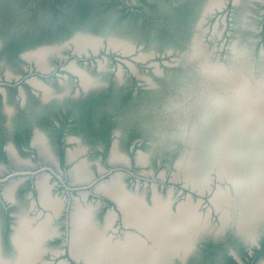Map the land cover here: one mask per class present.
<instances>
[{"label": "flooded vegetation", "instance_id": "flooded-vegetation-1", "mask_svg": "<svg viewBox=\"0 0 264 264\" xmlns=\"http://www.w3.org/2000/svg\"><path fill=\"white\" fill-rule=\"evenodd\" d=\"M59 1L65 6L49 21L39 8L49 0H0V258L16 257L19 221L20 234H49L33 264H83L71 237L92 227L111 243L127 234L150 243L139 217L163 201L172 216L191 203L206 223L194 244L182 248L178 238L168 264H264V218L251 234L221 226L212 203L220 185L201 190L174 175L183 145L172 133L171 85L187 70L192 36L202 32L195 23L210 2L209 11L223 3L230 32L241 30L233 0H119L124 13L152 19L139 26L138 43L121 40L126 48L69 40L77 30L113 35L109 17L95 0Z\"/></svg>", "mask_w": 264, "mask_h": 264}, {"label": "bare ground", "instance_id": "bare-ground-1", "mask_svg": "<svg viewBox=\"0 0 264 264\" xmlns=\"http://www.w3.org/2000/svg\"><path fill=\"white\" fill-rule=\"evenodd\" d=\"M217 3L218 0H213V5ZM211 4L212 2L206 6L204 13L209 11ZM201 36L197 32L193 34V48L190 49V54L189 51L186 54L189 60L196 62L198 73L203 74V70H208L214 75L210 74V80L209 77L205 78V88L181 112L185 114L187 122L190 120V132L188 135L182 129L175 132L184 134L181 138L188 142L190 149L177 162L174 175L177 177L181 174L180 178L185 183L201 189L207 182L209 170L215 169L218 177L229 181L231 185L217 188L212 198L213 205L221 211V226L234 224L239 231L251 234L255 223L264 218V93L263 98H257L256 90L252 92L250 88L241 89L239 92L234 88L226 91L209 89L208 85H215V81L222 84L230 81L233 84L237 82V78L235 67L228 72L223 66L211 64L210 50L205 49ZM85 41L82 38L77 39V44H84ZM110 43L122 48L128 47L127 43L118 40ZM44 51L41 52L44 54ZM235 54L236 47L232 45L233 66ZM183 121L184 119L181 122ZM246 192L253 196L250 197ZM186 204L180 205L182 210H179L178 216H172L163 201L153 207L144 208L139 223L147 232L145 235L150 238V243H145L139 237L132 238L128 234L125 238L124 234H120L123 239L111 243L104 234H93L94 228L89 227L90 223L86 222L91 228V234H86L84 229L85 234L72 235L71 254L82 259L83 264H168L169 253L176 246L174 243L178 238L181 239L180 246L186 248L192 245L196 233L206 226L197 217L199 213L196 215L191 203ZM19 226L20 221L17 232L13 234L18 249L16 257L10 261L0 258V264H33L40 258L43 248L41 242L49 234H35V231L20 234ZM37 229L41 230V226Z\"/></svg>", "mask_w": 264, "mask_h": 264}, {"label": "water", "instance_id": "water-1", "mask_svg": "<svg viewBox=\"0 0 264 264\" xmlns=\"http://www.w3.org/2000/svg\"><path fill=\"white\" fill-rule=\"evenodd\" d=\"M233 4L237 6L238 8V17L240 19V23L242 18L245 17V10L242 6V0H233ZM223 3H221L219 6L215 7L214 9L210 10L209 12L202 14L201 19H197L196 26L198 25L201 27V25L206 22L207 17L211 16L213 13H215V10H221ZM243 16V17H242ZM223 19V17H222ZM243 23L240 24V31L235 33H230V37L228 39H224L220 45L210 50V62L212 65H217L218 67H225V69L229 72L233 70L232 68L235 67V78H237V82L235 81L233 84L230 83V81L226 84H222L219 81H215V85L212 83L208 85L209 89L217 90V91H226L231 88H234L236 91H241V89L250 88L252 90H256V96L257 98H263V90H264V51H259V53L256 55L254 52V48H252L243 38V36L240 34L242 30L244 29ZM204 30L203 34L201 36V39L203 41L204 39ZM85 39V40H103V39H111V40H118L120 42L123 38L117 35H108L103 36L100 34H96L89 30H77L74 33H72L68 39L69 40H77V39ZM212 36L209 38L211 39ZM195 41V38H194ZM232 45L236 47V54H235V62L234 66L231 65L233 60H231V48ZM193 48L192 42L189 47V54L190 49ZM43 49V48H41ZM45 49V47H44ZM195 61L194 60H186L185 65H187V70L183 71L177 76V80L171 85L172 90L169 95L168 104L167 107L171 110V124L174 127V134L181 139L182 143V149L178 156V159L176 161L180 162V159H183L182 157L185 156V154L189 153L190 146L188 142L181 138L184 137L183 133H176L175 130L182 129L186 132V135H188V132H190V120L187 122V118L185 114H181L184 110L185 105H190L192 100L195 98L197 94H199V91L204 89L205 87V78L209 77L210 80L212 77L211 72L206 70V72L203 70L202 73H198L195 67ZM207 74V76H206ZM211 74V75H210ZM211 77V78H210ZM213 85V86H212ZM213 87V88H210ZM249 89V90H250ZM248 90V89H245ZM186 92V93H185ZM254 92V91H252ZM185 116V117H184ZM182 119H184L183 122ZM174 121L176 123H174ZM187 122V123H186ZM250 177V175H249ZM217 183V185H220V187H228L231 186L230 182L221 179L218 177L217 172L215 169H210L209 174L207 176V182L210 183Z\"/></svg>", "mask_w": 264, "mask_h": 264}, {"label": "rangeland", "instance_id": "rangeland-1", "mask_svg": "<svg viewBox=\"0 0 264 264\" xmlns=\"http://www.w3.org/2000/svg\"><path fill=\"white\" fill-rule=\"evenodd\" d=\"M122 1L126 4H135V2L141 3L140 0ZM242 1L246 15L241 20V23L245 25L240 34L243 36L244 40L252 48H254V52L257 55L259 51H264V0ZM163 2L165 3L166 0H163ZM22 5V10L26 12L25 14H31L32 10H26L27 5H24L23 3ZM64 6V2H61L59 0H52V2L49 0L48 3L39 5V8L40 13L43 15V17L50 21L53 18H57L58 14H56V10H60ZM120 6L121 3L119 0H95V3L93 5L95 11L102 12L103 14H105L104 16L107 15L109 17L110 26L107 30L108 34L117 35L123 39L137 42L139 38V26L150 25L152 23V19L149 16L142 17L136 14L133 15L124 13V11L120 10ZM144 8L148 13L152 11V7L150 5H144ZM224 9L225 7H223V9L220 11L221 13L215 12L211 16H208L206 22H204L201 27H199V29L201 28L202 30L201 35L203 34L204 30L203 45L205 46L206 50H212L213 47L217 48L220 43L224 41V36L226 33L230 34L236 32V30L230 32V30L228 29L227 24L229 22L225 18ZM221 14L223 15V19L221 17L219 18L218 16ZM80 24L87 28H96L95 26H91L92 24L89 20H82ZM65 35L67 34L65 33ZM211 36L212 38L209 39ZM149 51V48L143 50V52L147 53ZM110 66L111 65L109 64L107 67ZM123 70L124 69L121 68V71ZM139 75L145 78L149 76L146 70H142ZM144 152H147L146 145L144 146Z\"/></svg>", "mask_w": 264, "mask_h": 264}]
</instances>
